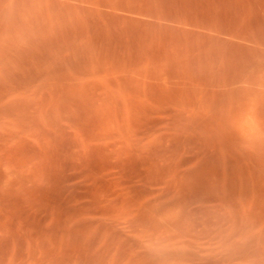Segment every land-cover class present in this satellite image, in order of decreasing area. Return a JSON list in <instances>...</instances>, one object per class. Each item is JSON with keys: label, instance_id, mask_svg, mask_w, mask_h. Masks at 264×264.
<instances>
[{"label": "rangeland", "instance_id": "1", "mask_svg": "<svg viewBox=\"0 0 264 264\" xmlns=\"http://www.w3.org/2000/svg\"><path fill=\"white\" fill-rule=\"evenodd\" d=\"M0 264H264V0H0Z\"/></svg>", "mask_w": 264, "mask_h": 264}]
</instances>
